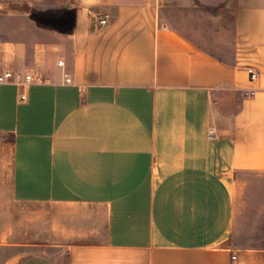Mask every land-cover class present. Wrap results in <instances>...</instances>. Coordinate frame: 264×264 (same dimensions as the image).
<instances>
[{"label": "crops", "instance_id": "1", "mask_svg": "<svg viewBox=\"0 0 264 264\" xmlns=\"http://www.w3.org/2000/svg\"><path fill=\"white\" fill-rule=\"evenodd\" d=\"M8 69L0 264H264V0H0Z\"/></svg>", "mask_w": 264, "mask_h": 264}, {"label": "built area", "instance_id": "2", "mask_svg": "<svg viewBox=\"0 0 264 264\" xmlns=\"http://www.w3.org/2000/svg\"><path fill=\"white\" fill-rule=\"evenodd\" d=\"M107 22V19H101V23L105 24ZM63 62H60V65H62ZM248 72L250 74V77L252 80H255L258 76L257 71L251 67L248 69ZM41 81L39 78H35L30 73H25L21 71H14L11 69L5 70L4 72L0 73V83H13L17 85H24V84H31L34 82ZM67 82H71V78L66 79ZM22 99H25V96H22ZM216 131L214 128H210L208 132L209 138L215 137Z\"/></svg>", "mask_w": 264, "mask_h": 264}, {"label": "rangeland", "instance_id": "3", "mask_svg": "<svg viewBox=\"0 0 264 264\" xmlns=\"http://www.w3.org/2000/svg\"><path fill=\"white\" fill-rule=\"evenodd\" d=\"M50 19H52V20H53V23H55V19H54V17H53V18H50Z\"/></svg>", "mask_w": 264, "mask_h": 264}]
</instances>
